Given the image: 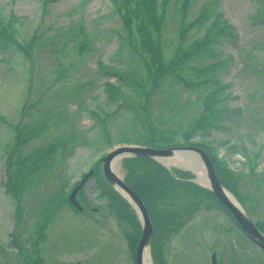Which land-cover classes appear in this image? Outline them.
Here are the masks:
<instances>
[{"label":"rangeland","instance_id":"obj_1","mask_svg":"<svg viewBox=\"0 0 264 264\" xmlns=\"http://www.w3.org/2000/svg\"><path fill=\"white\" fill-rule=\"evenodd\" d=\"M262 2L193 0L184 15L178 8L180 0L166 4L158 0V12H165V64L203 38L218 14L231 32L210 45L213 56L191 58L189 64L154 80L125 41L122 0H0V33L5 29L10 39L0 36V264H135L134 226L108 207L100 194L101 176H92L80 190L82 212L68 204L58 206L57 194L67 193L107 152L144 144L139 136L153 131L156 137L171 134L181 142L184 129L202 113L206 96L223 85L218 95L220 117L209 136L202 138L198 131L190 141L210 145L209 153L233 170L241 208L258 228L264 226ZM204 8L212 9L213 16L188 29ZM182 26L187 29L183 36ZM33 36L37 41L26 54L18 45H26ZM133 38L138 39L136 33ZM217 61L222 64L213 74L216 83L199 82L211 76V70L202 76L201 68ZM104 67L122 75L136 71L132 77L142 76L144 93L123 81L117 93L105 91L104 83L116 78ZM31 125H39L41 132L21 147V155L49 143L57 146L53 158L38 171L36 183L15 198L4 185L7 162L15 148L16 130ZM59 143L67 145L65 152ZM177 153L190 152L173 155ZM15 157L13 153L11 158ZM124 158L116 168L120 178L126 172ZM163 166L170 172L191 173L192 181L206 188L188 169ZM191 213L177 232L158 229L153 234L162 244L164 264H210L212 252L219 264H264V253L245 240L215 200L203 197L199 209ZM151 222L157 225L154 218ZM13 233L17 247L12 244ZM150 258L157 264L151 254Z\"/></svg>","mask_w":264,"mask_h":264},{"label":"trees","instance_id":"obj_2","mask_svg":"<svg viewBox=\"0 0 264 264\" xmlns=\"http://www.w3.org/2000/svg\"><path fill=\"white\" fill-rule=\"evenodd\" d=\"M166 4L168 0H162ZM193 0H180L179 9L186 15L190 3ZM215 4L216 2L213 1ZM123 13L121 14V22L124 31L126 32V42L130 43L135 54L140 57V66L145 69L148 76L159 79L164 78L168 72H173L182 65L189 64V60L195 59L209 54L214 55L212 47L213 42L219 40L220 37L230 34V26L223 21L220 14L216 18H212L210 25L206 28L205 36L199 40L191 42L187 48L181 50L177 58L168 64L163 60V37L162 31L165 27V12L162 10L158 12V0H122ZM210 6V4H209ZM264 10V3L261 4ZM213 16L212 9H202L199 16L191 22L190 29L193 25L202 26L209 21V17ZM181 35H185L187 29L185 26L181 27ZM135 33L138 39H134ZM0 36L4 40H10L9 35L5 29H2ZM37 41V37L33 36L31 40L24 46H18L27 54V49L30 50L33 44ZM195 55V56H194ZM208 56V55H207ZM222 62H215L208 65L209 67L201 68V75L204 76L207 72L211 73L209 78H204L202 81L204 85L214 82L213 74ZM104 71L110 76L116 78V82L107 80L104 83L105 91L112 95L118 92L121 81L131 87L138 93H144L143 78L138 75V78L132 77L136 71H130L128 74H121L111 67H104ZM123 77V78H122ZM193 84V83H192ZM224 87L217 86L210 94L206 96L204 101L203 111L195 120V123H190L183 131V142L187 145H192L201 148L208 155L214 158V169L217 178L221 185H223L238 201L241 200L236 190L237 177L236 174L229 169V167L218 160L215 156L209 153L210 147L204 143H193L190 141L193 134L200 131L203 138L209 136V129L215 125L214 123L220 117L219 104L221 99L218 95L223 92ZM124 97V96H123ZM218 106V107H217ZM217 126V125H216ZM215 126V127H216ZM38 126L21 127L16 130V143L12 154H15V159L11 156L7 162V172L5 187L8 194H13L15 198L26 189L29 184L36 183V175L40 171L42 164L49 162L53 158L57 144H47L43 147H38L25 155H21V147L32 140L36 135L40 134ZM174 135H160L154 136L153 131L149 136H139L144 144H136L150 147L148 144L161 143L160 149L179 145L174 141ZM61 152L67 149L66 144L59 143ZM158 148V147H157ZM124 168L125 183L140 197L145 207L147 208L151 218H154L157 225L154 228V235L156 230L164 233L177 232L184 223L191 217V212L199 209L201 199L203 197L213 199L223 208V210L232 218L231 214L220 204V202L212 195L210 191L202 188L192 182V174L185 171L173 170L168 171L166 168L158 164L156 161L144 157H129L122 160ZM251 169V168H250ZM252 171V169L250 170ZM96 174H99L98 170ZM100 194L107 199L108 207L112 210L115 216L132 226H134L135 236L132 238V248L135 250L136 243L140 236V227L136 221L134 211L130 205L114 190H112L104 180H101ZM66 189V188H65ZM64 190V187H63ZM64 192V191H63ZM58 192L59 204H67V193ZM22 219L20 208L16 210L15 220L16 225L19 226ZM233 219V218H232ZM234 220V219H233ZM260 230L264 232L263 226ZM153 236L151 247V255L158 264H164L163 251L161 242ZM14 233L12 234V244L16 241ZM17 247V244L15 245Z\"/></svg>","mask_w":264,"mask_h":264},{"label":"water","instance_id":"obj_3","mask_svg":"<svg viewBox=\"0 0 264 264\" xmlns=\"http://www.w3.org/2000/svg\"><path fill=\"white\" fill-rule=\"evenodd\" d=\"M191 152L198 156L201 163L204 165L205 174L208 178L209 187L211 193L223 204V206L233 215L238 225L242 229L243 233L256 244L260 249L264 251V235L255 227L253 222L247 217V215L236 206L225 194V189L218 182L214 169L213 159L208 157L201 149L191 146H183L178 148H170L165 150H156L146 147L137 146H121L109 151L103 156L99 162L101 164V174L105 182L119 194H121L138 212L141 223L142 231L141 236L137 244L135 253L136 264H143V253L145 248L149 245L151 240L153 229L150 222L148 212L142 203L138 195L129 188L122 178L118 177L110 167L111 161L117 156L125 157H145L150 159H160L173 155L175 152ZM94 169H90L77 183V185L70 191L68 195V202L76 209L82 210V207L76 200L79 189L85 184L88 178L93 174ZM211 264H217L215 253L211 256Z\"/></svg>","mask_w":264,"mask_h":264},{"label":"bare ground","instance_id":"obj_4","mask_svg":"<svg viewBox=\"0 0 264 264\" xmlns=\"http://www.w3.org/2000/svg\"><path fill=\"white\" fill-rule=\"evenodd\" d=\"M125 156H117L115 157L110 164L111 170L116 173V168L118 166L119 159ZM159 163L165 166H177L183 167L191 171L196 175V181L202 185L209 187V183L207 181V177L205 174V169L202 166L200 159L194 155L193 153H177L176 155H171L169 157L160 158ZM226 196L239 207L235 199L225 190ZM240 208V207H239ZM143 264H152L148 247L145 248L143 253Z\"/></svg>","mask_w":264,"mask_h":264}]
</instances>
